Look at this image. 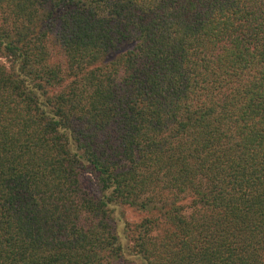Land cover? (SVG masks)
<instances>
[{"label": "trees", "instance_id": "16d2710c", "mask_svg": "<svg viewBox=\"0 0 264 264\" xmlns=\"http://www.w3.org/2000/svg\"><path fill=\"white\" fill-rule=\"evenodd\" d=\"M0 264H264V0H0Z\"/></svg>", "mask_w": 264, "mask_h": 264}, {"label": "rangeland", "instance_id": "374dc122", "mask_svg": "<svg viewBox=\"0 0 264 264\" xmlns=\"http://www.w3.org/2000/svg\"><path fill=\"white\" fill-rule=\"evenodd\" d=\"M3 61H4V60H3ZM125 211H126V215H125V216H127V217H126L127 219L135 220V219L138 218V213L135 212L134 210H132V209H130V208H127V209H125Z\"/></svg>", "mask_w": 264, "mask_h": 264}]
</instances>
